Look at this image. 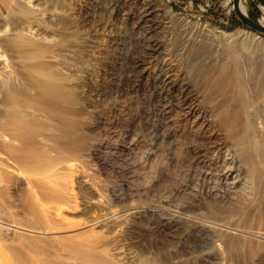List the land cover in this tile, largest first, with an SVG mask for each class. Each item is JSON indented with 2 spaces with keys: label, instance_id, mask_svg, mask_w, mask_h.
Instances as JSON below:
<instances>
[{
  "label": "rangeland",
  "instance_id": "obj_1",
  "mask_svg": "<svg viewBox=\"0 0 264 264\" xmlns=\"http://www.w3.org/2000/svg\"><path fill=\"white\" fill-rule=\"evenodd\" d=\"M241 2L264 26V0ZM38 77L79 115L56 130L34 113L47 126L27 134L46 155L35 166L16 170L0 154V212L38 207L53 198L40 188L59 184L64 199L49 206L65 220L26 221L49 227L60 255L75 246L91 259L80 263L264 264L262 227L250 237L214 220L242 223L258 192L221 182L213 196L204 178L222 154L241 177L264 174V34L233 0H0V125L13 112L6 94L31 103Z\"/></svg>",
  "mask_w": 264,
  "mask_h": 264
},
{
  "label": "bare ground",
  "instance_id": "obj_2",
  "mask_svg": "<svg viewBox=\"0 0 264 264\" xmlns=\"http://www.w3.org/2000/svg\"><path fill=\"white\" fill-rule=\"evenodd\" d=\"M240 11L243 14H246V11L244 9L242 2L240 3ZM144 16L150 17L152 15H151V12H148L147 15L145 14ZM16 41L18 43L25 42V40H23V38L21 37H18ZM31 84H32V87L36 91L34 98H32L31 100L32 104L29 103L30 100H28V98L22 100L21 98L17 97V95L12 96L13 94L12 95L6 94L5 96L6 99L4 100V104H8L10 108L13 109V112L12 114H9L7 118L3 121V124L0 125L1 126L0 127V138H2V140L4 141V143L0 141V154L5 156L6 162H10L11 165L15 164L16 170H24V169H27V167L35 166L38 161L43 160L46 157L44 152L37 151L36 142L27 135L32 132L36 133V132L45 130L47 127L46 123L34 117L36 116L34 114L35 112H39L40 114L42 113L44 114V116H47L51 121H54V124L48 127L50 129L52 128L56 130H67L70 127L74 128L75 124L71 122L72 121L71 118L73 116L76 117L79 115L78 112H75L73 109L69 107V105L72 104L73 102V98L69 94H67L61 86L51 84L47 78H43V77L33 78L31 80ZM25 106H29L30 107L29 109H32V112L26 111ZM239 121L240 119L237 122ZM251 125H252V122H251ZM229 126L231 128V126H233V122H230ZM257 127L258 126H256V128ZM251 129L252 131H254L253 129L255 128H251ZM238 131L240 130L238 129ZM248 134L250 138L251 136L254 135V133H252L250 129L248 130ZM249 136H248V139H249ZM253 138H256V135ZM55 144H56V147H60V148L63 145H65L67 146L68 149H71V150H75V148L78 147V141L62 143L57 140L55 141ZM263 154L264 152L262 153V155ZM220 156L221 158L219 161L208 165L209 168L206 170L207 172L206 176H204V178L206 179V183H207L205 186H209V188H211L209 191L210 195L218 196L217 195L218 192L216 193V190H217L216 184L222 182V185L227 190V193H231L232 190L238 189L245 184V185H248L251 189L254 187L255 190L258 192L257 194V197H258L259 192H261V190L264 189L263 172L259 171L256 168H251V169L248 168L249 172L246 175V177L245 176H244L245 178L241 177L239 175L240 174L239 168H238L239 166L236 165V163H234L230 158H227L228 155L222 154ZM220 156L218 155V157ZM37 185L38 184H36L35 186L37 187ZM40 190L42 193H46L53 198L48 199L46 203H38L39 205L38 207L31 206L25 211L24 210L14 211L12 209H6L0 212V264H83V263H80V261L84 262L87 260H91L89 257L85 256L84 254H77L79 250L75 246H68V248L73 252L70 255L68 254H67L68 256L60 255L61 252L59 251L57 253V250H56L58 248H55V246L54 248L52 247L53 239L50 235L48 226H47L48 228H45V227L43 228V227H34L28 224V222L26 221L27 216L36 218L38 221L40 220L41 217L44 218L45 220H48L52 215H55V217H57L58 219H64V217H62L59 210L53 211L51 207L49 206V204L53 202L54 198L62 200V201L64 199L63 198L64 192L62 189H60L59 184L49 189L41 187ZM247 194L248 193L246 192L245 195ZM249 194L251 195L250 206L248 208L243 209L242 211L243 215L246 218L244 219L245 221H243L242 223H237L238 222L237 221L233 223L230 227H228L226 222H229L230 220L235 219L234 218L235 216L233 217L232 213L228 214V217H227L228 220L227 218L224 219V221L226 222H223L222 219L215 218L214 219L215 224L219 223L218 227H220L221 230L225 228H228V229L236 228V229L241 230L242 233H244L245 235H250V237H257L261 235V234L258 235L257 230H259L258 228H261V227L264 228L263 227L264 226V212L262 211V208H261L262 205L264 206V201L261 196L258 198L257 197L255 198L254 196L252 197V195L254 194L253 190L251 193L249 192ZM223 195H226V193L224 192ZM223 195L221 197H223ZM255 202H258L256 214L251 212V209L252 208L254 209V205L257 204ZM253 203L255 204L253 205ZM217 208L216 207L212 208L214 210V213L221 211L220 209H217ZM252 215L254 216L252 217ZM212 220L211 222L213 223L214 220L213 221ZM234 221L235 220H233V222ZM262 228L260 230L263 231L264 229ZM223 246L225 245L223 244Z\"/></svg>",
  "mask_w": 264,
  "mask_h": 264
},
{
  "label": "water",
  "instance_id": "obj_3",
  "mask_svg": "<svg viewBox=\"0 0 264 264\" xmlns=\"http://www.w3.org/2000/svg\"><path fill=\"white\" fill-rule=\"evenodd\" d=\"M240 3H241V0H233V9H234V12H235L237 18L241 22H243L246 26L253 29L254 31H257V32L264 34V27L263 26L256 23L251 18H249L247 14H243L240 11Z\"/></svg>",
  "mask_w": 264,
  "mask_h": 264
}]
</instances>
